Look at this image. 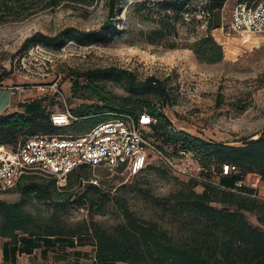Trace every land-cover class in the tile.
I'll list each match as a JSON object with an SVG mask.
<instances>
[{
  "label": "trees",
  "instance_id": "16d2710c",
  "mask_svg": "<svg viewBox=\"0 0 264 264\" xmlns=\"http://www.w3.org/2000/svg\"><path fill=\"white\" fill-rule=\"evenodd\" d=\"M92 1L0 0V22L24 18L41 8L54 7L63 2ZM195 1L199 0L152 3L137 0L134 3L136 12L144 10L150 17L154 14L153 10L158 11V15L152 17L156 24L141 32L145 39L162 42L173 37L175 39L170 42V47L178 46L180 41L177 37L181 36L178 24L186 21V13L189 14V24L205 20L197 16L199 8L191 6ZM107 4L108 17L103 29L109 28L122 7L119 0H107ZM206 7L212 11L210 3ZM170 8L173 13H169ZM207 20L206 31L190 47L200 60L216 62L223 58L224 49L211 33V28L217 25L211 17ZM95 33L94 29L72 25L55 35L40 32L37 36L45 39V44H56L63 35L87 41ZM26 45L27 41L21 48ZM75 73L74 94H77L76 86H80L90 97L97 99V102L82 103L74 109L77 119L85 121L82 130L112 116L114 111L138 112L147 109L157 118L152 124V135L155 140L162 138V143H157L160 148L166 150L165 146L173 145L174 148L190 149L204 169L223 162L236 164L241 171L225 175L222 179L223 183L232 187L248 172H257L264 180V129L257 136L244 137L242 144L206 139L174 126L163 110L170 99V91L161 77L151 74L141 78L135 71L116 65ZM110 79L119 82L127 94L116 99L107 93L100 81ZM43 100L40 97L25 101L23 110L0 114V150L6 149L3 144L14 145L34 133L56 132L58 127H63L53 123L51 114L64 108L48 111ZM91 171L89 166L81 165L70 172L63 185H58L53 176L38 180L42 174L27 173L15 186L21 192L19 200L0 197V237L8 238L2 245L4 259H14L18 252L30 253L48 243L57 242L63 246L73 242L83 243L82 240L79 242V238L92 236L95 241L94 259L91 263L78 264H264V213H261L264 198L251 194L255 191L254 187L244 184L239 190H232L191 177L182 187L162 199L173 210L174 216L183 215L185 218L186 229L177 236L158 220L139 215L125 201H116L118 196L112 191L113 187L117 189L116 185L104 187L100 182L90 181ZM116 177L117 174L109 178L113 180ZM101 180L104 183L105 179ZM198 183L203 185L201 190L195 188ZM31 194L52 202V210L47 214H37L27 209L24 202ZM113 202L119 203L121 220L109 225L96 220V214L111 212ZM71 204L87 208L90 216L76 222L67 220L63 211ZM246 211H255L260 224L251 222ZM86 254L90 256L89 251Z\"/></svg>",
  "mask_w": 264,
  "mask_h": 264
},
{
  "label": "rangeland",
  "instance_id": "374dc122",
  "mask_svg": "<svg viewBox=\"0 0 264 264\" xmlns=\"http://www.w3.org/2000/svg\"><path fill=\"white\" fill-rule=\"evenodd\" d=\"M119 1L122 7L108 29H103L108 17L107 0H93L91 3L63 2L54 7L41 8L24 18L0 22V73L14 74L16 79H20L24 85V99L43 97L48 111L66 107L74 111L82 103L97 102L96 98L90 97L80 86H76L77 94H74L73 79L76 71L109 65L127 67L141 78L155 74L165 81L170 91V99L164 104L163 110L177 129L206 139L235 144H242L244 137L257 136L263 131L264 37L244 41L235 34L227 36L221 28L229 18L231 6L237 0H229L230 6H226V10L219 6L211 11V18L217 25L211 28V33L224 49L223 58L216 62L200 60L190 47L206 31L205 20L194 25L189 24V14L186 13L187 22L178 24L181 36L177 38L180 42L178 46L170 47V42L175 39L173 37L165 38L162 42H150L141 33L143 29L148 30L156 24L152 17L158 15L157 10H153V16L149 17L144 10L141 13L135 11L134 3L137 0ZM147 1L152 3L166 0ZM200 5H204V2L199 0L191 6L199 8ZM173 12L170 8L169 13ZM72 25L82 29H94L96 33L87 41H81L76 36L63 35L56 44H45L44 41H47L37 36L40 32L55 35ZM25 41L27 45L21 48ZM37 42L45 49L30 53L29 50ZM22 55L30 58L32 63L28 62V66L33 68L32 72L26 65L21 64ZM57 78L58 90L52 86ZM100 82L105 91L116 99L127 94L115 80ZM74 122L73 125L58 127L57 130H82L85 121L76 119ZM156 140L158 144L162 143V138ZM194 158L191 168L202 169L198 159L195 156ZM152 161L134 176L119 174L113 180L109 178L111 175L99 170L98 182L104 187L115 184L117 189L113 187L112 191L118 196L116 201H125L139 215L158 220L177 236L181 235L186 229L184 216H174L173 210L162 199L178 190L193 176L179 174L156 156ZM89 174L92 176L93 171ZM42 175L38 180L49 178ZM245 178L250 182L255 175L246 174ZM101 179H105L104 183ZM195 188L201 190L203 185L198 183ZM0 197L19 200L21 192L14 187L0 191ZM119 203L113 202L111 212L96 214L95 219L107 225L119 222L122 218L118 212ZM24 205L34 213L47 214L52 210L53 204L31 194L27 196ZM261 213H264V209ZM246 214L251 222L260 224L255 211H246ZM89 216L87 208L74 204L63 211V217L72 222ZM7 239L0 237V264L72 263L73 259L60 261L57 254H54L55 250L45 255L39 249L31 255L19 253L14 259H4L2 245ZM81 240L87 242L88 251L94 256L93 237L83 236L79 238V242Z\"/></svg>",
  "mask_w": 264,
  "mask_h": 264
},
{
  "label": "built area",
  "instance_id": "2783aa9c",
  "mask_svg": "<svg viewBox=\"0 0 264 264\" xmlns=\"http://www.w3.org/2000/svg\"><path fill=\"white\" fill-rule=\"evenodd\" d=\"M200 1L204 5H200L197 16L207 22L212 14L206 7L210 0ZM221 28L227 36L235 34L244 41L264 37V0H237ZM44 49L37 42L29 52ZM28 62L32 63L30 58L22 55L21 64L32 72L33 68L28 66ZM57 84L58 78L52 84L56 90ZM15 89L23 93V83L15 84ZM77 118L70 107L51 114L53 123L63 127L71 125ZM156 121L155 115L147 109L138 112L114 111L112 116L79 132H37L14 145L3 144L6 149L0 150V191L14 188L27 173L53 176L58 185H63L70 172L81 165L91 168L93 174L90 181L95 183H98L99 170H104L111 176H131L146 168L156 156L179 174L191 175L201 181L232 190H239L244 184L249 185L255 188L251 194L260 197L258 187L262 179L257 172L247 173L255 175L252 181L248 182L244 177L232 187L223 183L222 179L225 175L241 171L236 164L223 162L212 165L209 169H200L199 165V169L195 170L190 166L195 160L194 152L190 149L181 146L174 148L173 145L165 146L166 150L160 148L152 135V124Z\"/></svg>",
  "mask_w": 264,
  "mask_h": 264
},
{
  "label": "crops",
  "instance_id": "0c3cea01",
  "mask_svg": "<svg viewBox=\"0 0 264 264\" xmlns=\"http://www.w3.org/2000/svg\"><path fill=\"white\" fill-rule=\"evenodd\" d=\"M228 1L229 0H210V8L212 9V11H214L217 7L220 6L222 10H226V6H230ZM18 83H21V81L20 79H16L14 77V74L0 73V114L15 110H23V103L25 101H29L28 99L23 98L22 92L16 91L15 84ZM261 182L262 183H260L258 187V192L260 198H264V180H262ZM87 246V242H73L70 245L66 244L65 246L57 242H53L39 246L32 252L26 254L31 255L37 252V249H39L41 254L49 255L52 250H55L56 252L54 251V254H57L56 256L58 259H60V261L67 262L73 259L71 264L91 263L94 259V256H92V252H90V256L86 254V252H88L89 250V247ZM64 251L68 253H62ZM18 254L19 252L17 253V255ZM23 254H25V252H23ZM10 259L12 258L10 257Z\"/></svg>",
  "mask_w": 264,
  "mask_h": 264
},
{
  "label": "bare ground",
  "instance_id": "6f19581e",
  "mask_svg": "<svg viewBox=\"0 0 264 264\" xmlns=\"http://www.w3.org/2000/svg\"><path fill=\"white\" fill-rule=\"evenodd\" d=\"M258 135V134H257Z\"/></svg>",
  "mask_w": 264,
  "mask_h": 264
}]
</instances>
